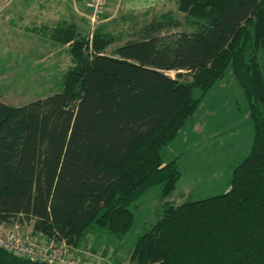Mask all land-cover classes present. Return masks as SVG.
<instances>
[{
	"label": "trees",
	"instance_id": "1",
	"mask_svg": "<svg viewBox=\"0 0 264 264\" xmlns=\"http://www.w3.org/2000/svg\"><path fill=\"white\" fill-rule=\"evenodd\" d=\"M175 1L184 23L165 14L114 55L100 28L92 41L76 26L53 30L74 64L62 90L0 101V228L74 248L92 227L123 239L159 185L163 213L130 264H264V0ZM229 70L248 103L251 152L226 193L168 202L182 172L163 152ZM0 264L43 263L0 247Z\"/></svg>",
	"mask_w": 264,
	"mask_h": 264
},
{
	"label": "rangeland",
	"instance_id": "2",
	"mask_svg": "<svg viewBox=\"0 0 264 264\" xmlns=\"http://www.w3.org/2000/svg\"><path fill=\"white\" fill-rule=\"evenodd\" d=\"M84 1L0 0L1 102L24 106L62 90L63 77L74 64L69 48L52 40L53 30L59 26H76L82 35L89 36V41L100 28L113 39L106 54L114 55L117 48L138 38L143 27L165 14L185 22L175 0L135 13L123 9L124 0H118L117 5L116 0H108L105 12L94 23ZM181 30L190 32L191 28L185 26ZM168 74L175 78L177 73ZM184 79L192 81L189 75ZM195 116L201 123L196 132L198 138H191L190 142L198 141L197 147L195 143L190 148L185 144L177 156L172 148L177 142L174 140L163 152L164 161L179 159L182 171L175 192L166 200L171 203L200 201L226 193L233 169L252 149L254 128L248 103L230 70L205 97ZM178 140L188 142L184 135ZM161 192V186H154L140 198L137 209L133 210L134 225L123 239L92 227L79 247L70 244L67 247L72 254L95 258L96 261L88 260L99 264H130L129 258L138 239L163 213L165 202ZM31 232L27 227L23 233Z\"/></svg>",
	"mask_w": 264,
	"mask_h": 264
},
{
	"label": "built area",
	"instance_id": "3",
	"mask_svg": "<svg viewBox=\"0 0 264 264\" xmlns=\"http://www.w3.org/2000/svg\"><path fill=\"white\" fill-rule=\"evenodd\" d=\"M107 4L108 0H89L88 7L92 22L99 20ZM0 247L43 264H99L71 254L65 242L57 244L53 241L27 239L20 234L18 228L9 231L0 228Z\"/></svg>",
	"mask_w": 264,
	"mask_h": 264
},
{
	"label": "crops",
	"instance_id": "4",
	"mask_svg": "<svg viewBox=\"0 0 264 264\" xmlns=\"http://www.w3.org/2000/svg\"><path fill=\"white\" fill-rule=\"evenodd\" d=\"M166 1L167 0H124L122 5H123V9L127 10V12L135 13V12H138V11H146L148 8H152V7L158 6L161 3H164ZM84 2L86 4H88L89 0H85ZM117 2H119V1L118 0L115 1L116 5L118 4ZM207 118H205V119H207ZM199 119L200 118H197L195 116L179 132L178 137L175 139V141H177V142H176V144H174V146H172V148L174 150H176L177 156L179 155L178 154L179 151H181V150H183L185 148L184 147L185 144L188 146V148H190V146L195 143L196 147H197V142L198 141H195L193 139L194 142L191 143L190 140H191V138H195V137L198 138V136H196V134H197L196 132H197V129H198L200 123H201L200 121H198ZM182 135H184V138L187 139L188 142L184 143V142H181V141L178 140ZM199 141H200V139H199ZM180 146H183V147H180ZM181 155H183V153ZM170 161H172V160H170ZM170 161H166V162H170ZM197 179H198V177H197ZM201 180H202V178H201ZM86 258L90 259L92 261L93 260L96 261L95 258H88V257H86Z\"/></svg>",
	"mask_w": 264,
	"mask_h": 264
}]
</instances>
